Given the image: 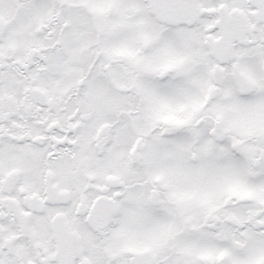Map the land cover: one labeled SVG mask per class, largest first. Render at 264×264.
Segmentation results:
<instances>
[{
	"label": "snow or ice",
	"instance_id": "snow-or-ice-1",
	"mask_svg": "<svg viewBox=\"0 0 264 264\" xmlns=\"http://www.w3.org/2000/svg\"><path fill=\"white\" fill-rule=\"evenodd\" d=\"M0 264H264V0H0Z\"/></svg>",
	"mask_w": 264,
	"mask_h": 264
}]
</instances>
